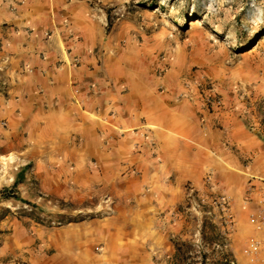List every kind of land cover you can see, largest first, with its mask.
<instances>
[{
	"label": "crops",
	"instance_id": "1",
	"mask_svg": "<svg viewBox=\"0 0 264 264\" xmlns=\"http://www.w3.org/2000/svg\"><path fill=\"white\" fill-rule=\"evenodd\" d=\"M110 4L0 0V40L17 57L0 82V135L51 193L104 210L57 227L42 264H165L187 233L188 184L231 198L238 218L264 197L253 178L264 140L233 110L182 95L174 76L130 71L112 52Z\"/></svg>",
	"mask_w": 264,
	"mask_h": 264
},
{
	"label": "rangeland",
	"instance_id": "2",
	"mask_svg": "<svg viewBox=\"0 0 264 264\" xmlns=\"http://www.w3.org/2000/svg\"><path fill=\"white\" fill-rule=\"evenodd\" d=\"M3 12L0 7V20ZM108 20V30L121 36L112 52L123 51L130 71L159 83L172 75L188 98L200 96L196 83L212 82L222 103L209 108L233 110L264 140V0H111ZM6 25L0 21V30ZM8 48L0 40V82L17 61ZM16 151L0 135V264H42L54 251L50 237L57 227L104 210L96 209V198L79 203L51 193L50 180H41L34 162L24 164ZM230 200L228 229L220 216L190 209L186 201L187 233L172 237L175 253L165 264H264L246 253L252 239L264 241V230L251 222L255 209L238 218Z\"/></svg>",
	"mask_w": 264,
	"mask_h": 264
},
{
	"label": "built area",
	"instance_id": "3",
	"mask_svg": "<svg viewBox=\"0 0 264 264\" xmlns=\"http://www.w3.org/2000/svg\"><path fill=\"white\" fill-rule=\"evenodd\" d=\"M191 82H187L189 85ZM196 88L199 93V97L207 104L208 107L220 106L222 103L219 93L216 92L212 82H201L196 83ZM188 90V89H187ZM189 92V91H188ZM187 92V94H189ZM262 189L264 191V180H261ZM249 191L246 195V201L253 198L255 184H250ZM188 198L187 205L190 209H195L197 212H203L205 214L213 215L217 214L225 222V227L228 229L233 226L234 217L231 212V200L228 196L216 193H207L206 195L201 194L198 189L192 185H187ZM207 206L208 209H203ZM251 222L256 228L264 230V197L262 198L260 208L251 213ZM232 224V225H231ZM247 256L251 262L264 261V241L259 239H252L246 249Z\"/></svg>",
	"mask_w": 264,
	"mask_h": 264
},
{
	"label": "trees",
	"instance_id": "4",
	"mask_svg": "<svg viewBox=\"0 0 264 264\" xmlns=\"http://www.w3.org/2000/svg\"><path fill=\"white\" fill-rule=\"evenodd\" d=\"M5 197L6 198L14 197V198H16L18 200H22V201H24L26 203H31L28 200H24L23 198H21L18 194H7V196H5Z\"/></svg>",
	"mask_w": 264,
	"mask_h": 264
}]
</instances>
